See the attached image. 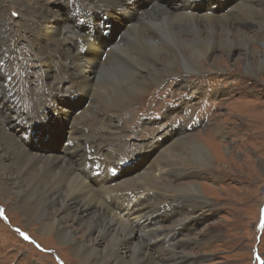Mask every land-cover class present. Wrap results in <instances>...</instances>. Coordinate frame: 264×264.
<instances>
[{
	"label": "rangeland",
	"instance_id": "obj_1",
	"mask_svg": "<svg viewBox=\"0 0 264 264\" xmlns=\"http://www.w3.org/2000/svg\"><path fill=\"white\" fill-rule=\"evenodd\" d=\"M248 1L250 3H246L250 6L264 7V0L262 3L260 0ZM146 2L135 11L150 7L152 1ZM44 3L60 10L58 17L72 24L89 15L88 11L97 0H44ZM178 3L177 10L175 5H169L168 10L173 14L193 13L198 16L209 4L207 0H178ZM37 5V0H0V56L8 63L5 72H0V84L10 83L11 95L16 96L18 103L24 101L25 106L38 103L41 98L43 102L48 101L46 87L58 85L60 65L67 62L63 54L47 48L46 52L60 64L53 60L57 68L42 66L43 56L37 48V40L40 39L39 26H43V19L35 11ZM230 6L224 8L220 5L214 10L218 12V8H223L222 11L229 15L227 25L236 34L241 32L253 40L247 50L235 46L230 51L219 43L223 35L216 37V47L201 62L204 70L194 72L175 68V74L165 73L159 82L139 94L122 111L121 119L126 126L122 132L123 144L117 146L118 150L120 147L121 153L128 158L142 147L151 162L166 164L161 170H153L161 183L174 186L197 183L207 199L205 204H197L183 192L168 193L169 196L155 208L158 211L154 217L151 214L155 210L148 212L149 218L143 216L149 227L153 225L152 229L157 228L158 222V234L152 229L153 234L148 233L147 226L143 230L134 228V233H130V239L143 241L147 249L155 253L158 264H176L186 254L190 258L182 264H264V56L260 54L264 51V29L258 27L257 19L237 18V9ZM149 14L152 16L154 10ZM109 18L117 28L126 21L120 14ZM138 20L145 22L143 16ZM150 26L155 27V22L152 21ZM240 36L241 39L243 35ZM125 40L116 42L120 55L122 50L124 52L120 59L122 64L125 58H129L127 53L132 58L142 47L135 33L131 32ZM169 48L168 53L176 54ZM248 50H254L256 55L247 58L245 52ZM161 57L165 56L159 57L162 62ZM162 64L158 62V68H162ZM89 98H93L92 95ZM190 137L202 141L210 150L209 163H195V154H187L185 149L180 157L175 154L162 156L166 145ZM38 143L44 146L40 140ZM47 143L54 150L62 146L61 142L56 147H52L50 141ZM33 144L37 148V143ZM132 170L128 171L129 174ZM123 177L118 176L114 183ZM4 185L0 184V264H86L52 232L41 231L38 221L25 220ZM122 187H117L116 192ZM163 192L158 191V195L163 196ZM154 198L153 194L142 197L144 213L148 211L144 209L145 205L151 204ZM178 219L185 223H178ZM122 241L120 238L117 242L119 253L128 251L125 244L121 245ZM172 242L176 244V248L171 246L172 251H179L180 255H170ZM160 245L166 249H161Z\"/></svg>",
	"mask_w": 264,
	"mask_h": 264
},
{
	"label": "bare ground",
	"instance_id": "obj_2",
	"mask_svg": "<svg viewBox=\"0 0 264 264\" xmlns=\"http://www.w3.org/2000/svg\"><path fill=\"white\" fill-rule=\"evenodd\" d=\"M151 1L150 7L141 8V11H133L137 6L129 0H97V3L92 4V10L88 11L89 15L92 14L91 18L93 14L97 17V14L102 13L114 17L121 14L127 18V23L119 26V39L112 40L111 47L101 60L103 51L100 43L103 37L91 40V35L77 21L72 24L64 22L58 17L60 10L46 6L44 0H37L39 6L35 11L43 19V26H39L40 39L37 40V48L43 56L42 66L57 68L53 62L55 58L46 52L47 48L63 54L67 62L60 65L61 79L57 86L46 87L49 92L48 101L43 102L39 97L41 99L38 103L31 102L28 106L22 100L18 103L16 96L11 95L10 83L0 84V184H5L4 188L12 194V200L25 220L38 221L41 231L52 232L60 243L70 246L73 253L86 264H158L155 253L150 252L143 241L130 239L134 228L143 230L144 226L148 227V233L154 230L158 234V222L157 228L152 229L153 225L149 227L143 216L149 218L148 212L158 208V203L167 198L168 193L175 191L190 195L197 204H205L207 200L197 183H187L185 186L161 183L153 170H161L166 164L151 162L142 147H138L139 150L128 155V158L121 153L120 147L118 150L117 146L123 144L124 139L122 132L126 125L124 126L121 116L125 105L132 103L139 94L159 82L165 73L175 74V68L194 72L204 70L201 62L216 47V37L223 35L219 43L230 51L235 46L245 47L247 50L253 40L241 32L236 34L227 25L229 15L222 11L223 8H218V12L214 8L220 5L225 8L233 4L232 7L238 11L237 18L257 19L258 27L264 29V7L250 6L248 0H207L208 7L202 9L203 14L200 16L193 13L173 14L167 7L175 5L177 10L178 0ZM151 10H154L152 16L149 14ZM158 15L160 18H156ZM139 16H143L146 24L138 20ZM59 18L61 20L57 23ZM151 20L155 22V27H149ZM134 23L138 26L133 25ZM131 25L133 26L130 28ZM130 30L135 33L142 47L137 56L131 58L127 53L129 58H125V63L122 64L120 59L124 52L122 50L120 55L116 42L125 40L131 33ZM240 35H243L241 39ZM80 48L86 49L85 57L80 54ZM168 48L174 49L176 54L168 53ZM97 50L99 56H91ZM260 54L264 56V51ZM115 55L118 58L113 57ZM161 55L165 56L161 57L164 64L162 68H158V62L162 63L159 61ZM245 55L250 58L256 52L248 50ZM55 62L60 64L58 60ZM7 65V60L0 56V72H5ZM89 95L93 98H89ZM77 97L84 100L80 111L74 113L66 110L67 106H72L70 98ZM48 121L61 127L68 135V139L73 141L71 148L54 150L49 144L45 147L38 142L36 148L32 146V135L28 139L22 137L28 129L37 131ZM39 133L37 137L45 144L52 134L51 127H44ZM182 140L184 141L180 143L176 141L166 145L161 152L162 156L171 157V154H175L180 157L185 149L187 154H195L193 157L197 164L206 165L211 161L210 150L202 141L193 137ZM94 155L103 158L105 168L114 167L123 160H130L135 164L123 170L121 173L124 177L115 183L105 177L90 178L84 168L88 158ZM113 158L116 161H112ZM129 170H132L130 174ZM137 171L139 172L136 173ZM120 186L123 187L116 192V188ZM159 189L166 196L158 195ZM151 194L155 197L151 199L153 204L147 203L144 209L148 211L144 213L142 197ZM157 211L151 215L154 217ZM176 221L185 223L179 219ZM73 223H77L79 227ZM120 238L123 240L121 245L125 244L128 251L119 253L117 242ZM172 245L173 242L169 250L174 257L179 251H172ZM161 246V249H166ZM174 247L176 248V244ZM189 258L186 254L180 257L182 262L175 263L182 264ZM164 261L165 259L162 263Z\"/></svg>",
	"mask_w": 264,
	"mask_h": 264
},
{
	"label": "snow or ice",
	"instance_id": "obj_3",
	"mask_svg": "<svg viewBox=\"0 0 264 264\" xmlns=\"http://www.w3.org/2000/svg\"><path fill=\"white\" fill-rule=\"evenodd\" d=\"M13 15H16V13H13ZM25 238H27V237H25Z\"/></svg>",
	"mask_w": 264,
	"mask_h": 264
}]
</instances>
